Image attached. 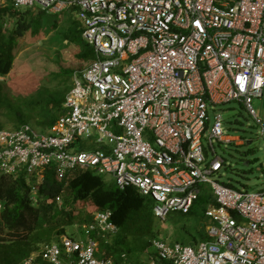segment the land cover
Here are the masks:
<instances>
[{"label": "built area", "instance_id": "2783aa9c", "mask_svg": "<svg viewBox=\"0 0 264 264\" xmlns=\"http://www.w3.org/2000/svg\"><path fill=\"white\" fill-rule=\"evenodd\" d=\"M7 1L49 12L77 6L95 56L73 72L51 127H0V174L92 169L150 196L160 219L188 212L207 185L216 201L203 212L208 238H154L148 264H264V186L251 191L219 179L225 160L214 144L243 141L226 132L220 113L209 116L235 100L264 131L252 104L264 90V0ZM82 228L84 237L63 234L42 257L117 264L87 234L116 232L110 211H97Z\"/></svg>", "mask_w": 264, "mask_h": 264}, {"label": "trees", "instance_id": "16d2710c", "mask_svg": "<svg viewBox=\"0 0 264 264\" xmlns=\"http://www.w3.org/2000/svg\"><path fill=\"white\" fill-rule=\"evenodd\" d=\"M76 10L77 6H72L48 13L39 8L33 13L31 8L17 7L11 1L0 3V77L12 70L18 38L26 32L33 36L52 32L51 38L58 45L56 53L69 52L77 62L76 66L59 65L51 74L55 86L37 90L21 104L5 94L4 80L0 79V109L5 110L12 128L31 123L34 117V126L41 130L51 127L64 111L63 101L73 72L94 58V48L82 36L83 25ZM0 127L5 124L0 122ZM105 177L88 168L58 174L54 166L39 167L32 173L21 169L0 174V264H53L42 257L41 249L58 242L61 235L67 234V227L92 223L94 214L101 210L110 211V219L118 229L114 233H87L98 238L99 254L117 264H148L150 257L156 256L152 239L162 238V219L153 212V199L134 185L120 188ZM224 183L238 188L230 179ZM202 189L188 212L171 211L163 218L176 227V236L168 242L195 244L208 238L203 212L216 201L210 187L203 185ZM34 190L35 201L31 198Z\"/></svg>", "mask_w": 264, "mask_h": 264}, {"label": "rangeland", "instance_id": "374dc122", "mask_svg": "<svg viewBox=\"0 0 264 264\" xmlns=\"http://www.w3.org/2000/svg\"><path fill=\"white\" fill-rule=\"evenodd\" d=\"M2 1L4 0H0V3ZM38 9L39 7L31 8L33 13H36ZM52 35L53 33L50 32L46 35L40 33L33 36L26 32L18 38L13 68L6 76L0 77L4 80L5 94L13 102L21 104L24 98L35 94L37 90L54 87L56 82L51 74L59 69V65H77L69 52L66 54L61 51L59 55L56 53L58 45L56 40L51 38ZM252 104L257 116L264 119V90L263 96L254 98ZM214 113L221 114L222 125L227 133L243 141L242 143L231 141L214 144L217 154L224 158L227 166L219 172V179L223 181L230 179L237 187H244L251 191L262 188L264 186V131L262 132L261 125L240 102L235 100L218 105L214 111H210V121H213ZM35 119L36 117L29 124L41 130L40 127L34 126ZM0 122H3L5 127L12 128L11 120L4 109H0ZM105 178L107 182H111L110 177ZM175 229V224L167 219H162L160 222V235L165 240L176 236ZM66 232L76 237L86 235V231L79 225L67 227Z\"/></svg>", "mask_w": 264, "mask_h": 264}, {"label": "snow or ice", "instance_id": "6c2138e0", "mask_svg": "<svg viewBox=\"0 0 264 264\" xmlns=\"http://www.w3.org/2000/svg\"><path fill=\"white\" fill-rule=\"evenodd\" d=\"M197 23H199V22L197 21Z\"/></svg>", "mask_w": 264, "mask_h": 264}, {"label": "water", "instance_id": "95a60500", "mask_svg": "<svg viewBox=\"0 0 264 264\" xmlns=\"http://www.w3.org/2000/svg\"><path fill=\"white\" fill-rule=\"evenodd\" d=\"M245 163H247V162H245Z\"/></svg>", "mask_w": 264, "mask_h": 264}]
</instances>
